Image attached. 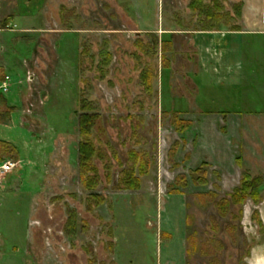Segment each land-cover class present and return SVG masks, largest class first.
Listing matches in <instances>:
<instances>
[{
  "label": "rangeland",
  "instance_id": "374dc122",
  "mask_svg": "<svg viewBox=\"0 0 264 264\" xmlns=\"http://www.w3.org/2000/svg\"><path fill=\"white\" fill-rule=\"evenodd\" d=\"M156 1L61 0L46 15L58 29L7 35L4 100L19 89L31 100L15 101L9 121L0 105V140L16 151L0 162L15 164L3 176L13 195L0 202V264H264V86L204 88L193 42L240 30L244 0ZM250 66L264 85V63ZM82 104L98 115V207L78 176ZM131 152L147 161L137 191L117 188ZM245 175L257 188L233 204Z\"/></svg>",
  "mask_w": 264,
  "mask_h": 264
},
{
  "label": "crops",
  "instance_id": "0c3cea01",
  "mask_svg": "<svg viewBox=\"0 0 264 264\" xmlns=\"http://www.w3.org/2000/svg\"><path fill=\"white\" fill-rule=\"evenodd\" d=\"M253 3L254 0H244L243 12L245 17L244 22H242L243 27L239 28L240 30L226 32L219 29L216 32H202L194 36L193 42L196 48H194V53L200 71L196 78L202 82L201 85L204 88L228 85L237 89L238 92L241 88L246 90L249 87L258 86L262 88L264 86L261 84L262 80L258 82L250 80L253 77L250 64L256 61L263 66L264 63V56H254V52L250 51L255 44V40L260 44L264 43V11L256 12L260 14V20L258 23H253V20H250V15L254 10ZM262 3L264 4V1ZM51 4L56 6L58 11L64 8L61 0H0V72H3L5 77L9 79L6 83L7 91H0V98H2L4 106L11 111L16 110L13 105L15 101L22 104V102L26 103L31 98L27 96L25 97L26 102H24L25 99L22 101V97L27 95L26 92L29 89L26 91L19 89L18 98H11L9 102H7V99L4 100V94L7 95L11 89L10 77L5 74L6 61L4 57L6 51L11 48L7 35L19 34L15 41L20 43L27 39V36H44L46 30L58 29V24H54V27L51 28L47 21L46 15L49 13L48 9ZM156 4L157 1L155 0ZM248 66L251 72H248ZM263 72L264 69H262ZM21 84V82L16 83V85ZM188 123L191 125V122ZM0 142L4 141L0 140ZM11 172L6 173L7 175H0V202L2 204L6 203L13 195L12 191H8L7 186H4L6 182H3V176H8ZM161 236L171 237L169 233L165 232ZM31 238L29 241H31ZM29 247H31L30 244Z\"/></svg>",
  "mask_w": 264,
  "mask_h": 264
},
{
  "label": "trees",
  "instance_id": "16d2710c",
  "mask_svg": "<svg viewBox=\"0 0 264 264\" xmlns=\"http://www.w3.org/2000/svg\"><path fill=\"white\" fill-rule=\"evenodd\" d=\"M216 29H219V28H216ZM236 30L238 31L237 28ZM204 32H209V31L205 30ZM166 45L168 46L170 45V43L169 42L162 43V46L165 47ZM104 64H105V61H104ZM3 81H4V78H1V82ZM85 104H82L80 107L82 114L79 117V124H78L79 137H80V142L78 146V176H79V182L81 186L83 187V189L86 190L87 192H91L88 197V200H90L94 206L98 207L104 203V198L101 195H98V194L96 195L95 193H92V191L94 192V189L99 185L98 178H97L98 175L96 172V168L94 166V160L97 157L98 150L95 149L92 142L90 141L91 132L94 130L95 126L97 125L98 115L92 114V113L90 114L89 112H87L89 108ZM0 105H3L2 98H0ZM1 108L6 109L7 112H5L6 116L4 115V118L6 121H9L11 110L7 109L5 106ZM3 119L1 117L0 124H4ZM179 123L182 126L181 131L183 132L190 128V124L188 122L182 121ZM0 156H1L0 162L4 161L5 159H13V158L16 159L15 148L8 143L0 142ZM2 157L4 159H2ZM130 160L133 163L131 167H129L126 171L122 173L121 178H119L118 180L117 188L121 190H125V191H137L140 189L141 177L144 176L146 173L145 169H147L146 168L147 161L146 159L142 158L140 155L138 156L134 152L130 153ZM136 161L138 162L137 164H136ZM205 166L206 165L204 164L200 165L192 173L195 175L198 173L204 174ZM199 182L202 185L205 184V181H203L202 179L200 180V177L197 183ZM256 188H257L256 180H251L247 175H245L242 178L239 188L235 189L233 193L230 195L229 197L230 202L233 204H238V202H241L247 196H251L252 192H254ZM87 203H90V202L88 201ZM227 203L229 206L230 203L227 200H224L223 205H220L221 212L223 214L226 213V207H228Z\"/></svg>",
  "mask_w": 264,
  "mask_h": 264
},
{
  "label": "built area",
  "instance_id": "2783aa9c",
  "mask_svg": "<svg viewBox=\"0 0 264 264\" xmlns=\"http://www.w3.org/2000/svg\"><path fill=\"white\" fill-rule=\"evenodd\" d=\"M9 81L7 77L4 78V81L1 83L0 91L5 92L7 91L6 83ZM15 168V164L11 161H7L0 164V175L9 173Z\"/></svg>",
  "mask_w": 264,
  "mask_h": 264
}]
</instances>
